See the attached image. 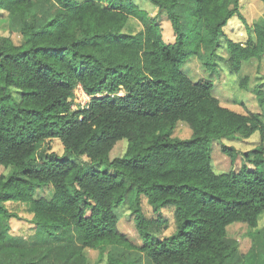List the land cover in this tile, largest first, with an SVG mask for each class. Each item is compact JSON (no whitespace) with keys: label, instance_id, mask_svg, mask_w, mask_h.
Wrapping results in <instances>:
<instances>
[{"label":"trees","instance_id":"1","mask_svg":"<svg viewBox=\"0 0 264 264\" xmlns=\"http://www.w3.org/2000/svg\"><path fill=\"white\" fill-rule=\"evenodd\" d=\"M51 1L55 11L40 17L35 0H0L22 19L24 35L22 43L0 35V217L14 215L5 201L29 203L38 239L6 245L1 229L0 264H88L83 249L106 245L142 252L153 264H225L235 251L227 227L256 226L264 211V81L250 88L259 110L240 112L213 94L223 26L235 14L245 22L239 0H193L195 24L182 19L185 0H149L170 20L172 42L134 0ZM249 29L246 43L226 38L230 74L264 55V21ZM192 56L216 73L189 76L182 65ZM248 81L242 76L239 87L249 89ZM77 84L90 96L85 107H73ZM179 123L189 137L173 135ZM255 131L259 141L249 151L223 142ZM52 137L67 155L39 161ZM120 140L125 150L111 158ZM215 148L240 164L216 170ZM43 184L52 187L49 199L34 196ZM142 195L155 212L173 207L171 233L152 230L156 220L143 213ZM124 203L141 244L117 227L115 208ZM54 243L64 247L55 258ZM107 264L134 262L110 256Z\"/></svg>","mask_w":264,"mask_h":264},{"label":"rangeland","instance_id":"2","mask_svg":"<svg viewBox=\"0 0 264 264\" xmlns=\"http://www.w3.org/2000/svg\"><path fill=\"white\" fill-rule=\"evenodd\" d=\"M134 2L142 9H145L149 16H155L157 21L162 25V36L166 42L174 40V32L170 20L158 13V8L149 0H134ZM55 5L51 0H35V12L37 16L43 17L55 11ZM193 9V0H185L180 5V13L185 24H195V20L191 15ZM239 10L245 18L243 22L238 15H233L223 26V35L214 50L215 68L218 71V78L214 79L213 94L218 97L222 103L233 106L240 112L245 109L259 110V106L255 104V96L251 91V87L257 81H264V55L258 60L251 58L245 60L242 69L238 74H230L225 68V59L228 55L226 38H231L240 43H246L252 40L253 32L249 29V25L256 22L264 21V3L262 0H239ZM44 16V17H45ZM137 21V20H136ZM187 21V22H186ZM22 19L19 16L12 15L8 10L0 7V35L8 36L14 43H22L24 35L20 30ZM140 26L135 23V26ZM213 68V69H215ZM213 69L204 68L203 64L195 56L188 58L182 65V70L192 78L199 76H210L215 74ZM247 75L249 77V89L239 87V79ZM264 89V82H263ZM13 96L17 97L15 91H10ZM74 92V108L87 106L90 96L85 95L79 86L73 90ZM242 102V103H241ZM191 129L185 123H179L173 131V135L177 137H189ZM259 141V133L255 131L250 137L242 138L236 136L234 138H224L223 142L235 146L238 150L249 151ZM218 145V144H217ZM126 142L118 141L110 151V157L113 158L122 154L125 150ZM53 152L57 156L67 155L64 146L58 137L46 139L40 146L37 153L39 161H42L46 154ZM212 161L216 170H228L230 167L240 164V157H237L236 165L231 164L228 156L224 155L218 148L212 152ZM104 168V166H99ZM10 170V169H9ZM8 169L6 171H9ZM34 196L50 198L52 196V187L50 184L38 185L35 188ZM142 211L149 219L156 220L153 229L158 236H164L171 233L175 228V216L172 206H166L155 212L151 205L147 202L145 196L140 197ZM8 211L14 215L1 218L0 230L5 228L7 236L6 245L17 247H31L38 243L35 232V223L33 211L29 203L18 200H8L4 202ZM115 213L119 216L117 227L131 241L141 244L142 240L138 235V231L134 221V213L126 203L120 204L115 208ZM160 215V220L157 216ZM226 240L235 246L234 254L225 264H264V211L260 214L256 226L247 227L243 222L230 224L227 227ZM61 243L52 245L51 254L55 258L63 250ZM88 264H107L110 256L121 258L123 260H131L134 264H153L148 261L144 253L125 249L118 245H106L101 248L83 249ZM148 257V256H147ZM149 258V257H148Z\"/></svg>","mask_w":264,"mask_h":264},{"label":"built area","instance_id":"3","mask_svg":"<svg viewBox=\"0 0 264 264\" xmlns=\"http://www.w3.org/2000/svg\"><path fill=\"white\" fill-rule=\"evenodd\" d=\"M77 86H79V88H80V90L82 91L83 94H85V95L87 94V93L84 91V89L82 88V86H81L80 84H77ZM87 95H88V94H87Z\"/></svg>","mask_w":264,"mask_h":264}]
</instances>
